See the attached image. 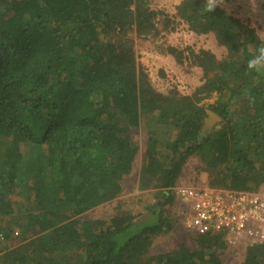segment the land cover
I'll return each mask as SVG.
<instances>
[{
	"label": "trees",
	"instance_id": "trees-1",
	"mask_svg": "<svg viewBox=\"0 0 264 264\" xmlns=\"http://www.w3.org/2000/svg\"><path fill=\"white\" fill-rule=\"evenodd\" d=\"M152 1L0 0V228L12 246H1L0 264H225L221 235L150 250L173 230L189 158L211 188L264 186V76L246 72L259 34L222 7L206 12L205 0H182L173 15ZM183 23L226 53L164 41L157 52L201 69L202 84L163 93L132 35L163 38ZM208 112L220 121L204 129ZM134 130L147 135L137 176L139 189L157 191L151 218L124 201L108 218L86 217L122 193L140 149ZM236 264H264V243Z\"/></svg>",
	"mask_w": 264,
	"mask_h": 264
},
{
	"label": "rangeland",
	"instance_id": "rangeland-1",
	"mask_svg": "<svg viewBox=\"0 0 264 264\" xmlns=\"http://www.w3.org/2000/svg\"><path fill=\"white\" fill-rule=\"evenodd\" d=\"M182 0H153L152 7L162 10L169 15L175 14L176 6ZM227 7H223L228 13L238 17L244 23L254 27L260 36H264V0H226ZM135 40V50L137 61L143 65L148 73L154 87L163 93H167L171 88H177L182 94H190L194 89L202 84V71L193 67L186 70L177 67L173 59L169 56H162L157 52L156 47L162 45L164 41L172 45L191 46L195 50L206 49L214 53L218 58L225 56V48L219 46L212 34L197 35L189 30L188 25H179L178 30L173 34H167L163 38H150L148 40ZM211 102L204 101L205 104ZM216 125V124H215ZM135 141L140 149L133 164L132 172L122 179L124 191L112 202L98 206L86 213V217L99 219L108 218L117 213L119 202H125L124 208L131 209L133 213L142 219H150L148 213L151 206L157 204L156 190L139 189V177L137 176L142 165V152L145 148L147 135L141 130H134ZM201 162L196 157L189 158L177 185L186 186H208L207 174L197 171ZM260 192H264V186ZM159 203V202H158ZM171 217L173 230L166 235L155 236L150 254L168 252L175 248L178 242H185L194 248V233L188 231L182 221L181 207L178 199L171 206ZM140 218V219H141ZM6 226V225H5ZM15 230V229H14ZM17 230V229H16ZM19 231V230H18ZM246 248L243 246H226L222 252V260L225 264H236L244 260Z\"/></svg>",
	"mask_w": 264,
	"mask_h": 264
},
{
	"label": "built area",
	"instance_id": "built-area-1",
	"mask_svg": "<svg viewBox=\"0 0 264 264\" xmlns=\"http://www.w3.org/2000/svg\"><path fill=\"white\" fill-rule=\"evenodd\" d=\"M175 198L181 207L185 228L199 235H221L228 246L248 247L264 243V192L237 191L209 186L176 185ZM12 237L19 236L12 230ZM11 248L0 228V255Z\"/></svg>",
	"mask_w": 264,
	"mask_h": 264
},
{
	"label": "clouds",
	"instance_id": "clouds-1",
	"mask_svg": "<svg viewBox=\"0 0 264 264\" xmlns=\"http://www.w3.org/2000/svg\"><path fill=\"white\" fill-rule=\"evenodd\" d=\"M227 7L226 0H205L202 5L206 12L212 13L217 7ZM257 35V34H256ZM258 43L254 54L246 61V72L248 74L255 73L257 76H264V36L257 35ZM254 102L255 98H251Z\"/></svg>",
	"mask_w": 264,
	"mask_h": 264
},
{
	"label": "water",
	"instance_id": "water-1",
	"mask_svg": "<svg viewBox=\"0 0 264 264\" xmlns=\"http://www.w3.org/2000/svg\"><path fill=\"white\" fill-rule=\"evenodd\" d=\"M208 117L205 120V126L204 129H211L215 124H217L220 119L212 112H208Z\"/></svg>",
	"mask_w": 264,
	"mask_h": 264
},
{
	"label": "crops",
	"instance_id": "crops-1",
	"mask_svg": "<svg viewBox=\"0 0 264 264\" xmlns=\"http://www.w3.org/2000/svg\"><path fill=\"white\" fill-rule=\"evenodd\" d=\"M121 185H122V191H124V185H123V182L121 181Z\"/></svg>",
	"mask_w": 264,
	"mask_h": 264
}]
</instances>
